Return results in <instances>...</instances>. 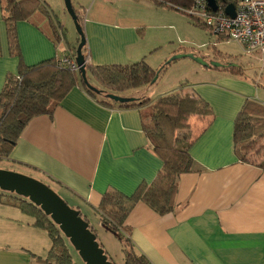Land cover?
<instances>
[{"label":"crops","instance_id":"1","mask_svg":"<svg viewBox=\"0 0 264 264\" xmlns=\"http://www.w3.org/2000/svg\"><path fill=\"white\" fill-rule=\"evenodd\" d=\"M4 1L0 0V93L8 76L18 77L21 67L20 57L10 55ZM78 17L90 67L145 61L157 71L167 65L165 57L157 61L152 56L157 55L158 45L100 15ZM41 27L35 19L17 23L25 66L75 52L77 43L55 44ZM176 53L180 52L170 56ZM215 69L219 70L215 75L180 83L181 88L174 85L156 93L159 77L152 85L119 95L149 99L150 105L163 97L188 95L204 101L212 111L190 119L187 140L177 145L188 147L193 164L178 179L174 211L160 215L140 201L127 216V237L134 251L152 264H264V168L240 160L234 139L246 105L250 104L248 118H264V94L256 92L247 75H232L221 66ZM144 108L121 106L105 95L93 98L82 86L76 87L52 115L31 120L2 161L52 183L71 207L93 220L99 234L107 235L110 232L98 212L104 196H131L141 185L151 184L163 168L148 137L150 122L142 118ZM34 223L35 218L11 201L0 202V264H37L38 257H48L50 236ZM114 239L120 249L109 256L114 264H125L124 247Z\"/></svg>","mask_w":264,"mask_h":264},{"label":"trees","instance_id":"2","mask_svg":"<svg viewBox=\"0 0 264 264\" xmlns=\"http://www.w3.org/2000/svg\"><path fill=\"white\" fill-rule=\"evenodd\" d=\"M168 1L185 8L190 7L193 3V0ZM218 1L225 2V0ZM156 5L163 7L161 3H156ZM4 10L7 13L4 15V20L7 26L10 55L18 56L21 59L18 77H21L22 81L20 82L18 77L8 76L5 88L0 93V158L8 156L32 119L44 114L52 115L56 106L74 88L82 86L93 98L107 94L119 96L121 93L156 83L163 69L156 71L145 61L129 65L87 66L88 83L99 91L95 93L83 81L81 72L75 73L68 69L58 68L56 59L34 67L24 65L17 23L33 20L36 12L44 11L39 0H6V9ZM80 21L81 19H79ZM48 23V28L45 26L41 28L47 35L49 34L48 36L53 42L59 44L62 38L66 41L65 29H58L51 22ZM168 64L169 62H167ZM224 69L232 75H244L242 69L235 65H229ZM249 105H246V109ZM121 106H147L142 110V118L144 121L147 119L150 122L146 130L155 154L163 161V168L151 184L141 185L131 196L105 195L98 212L104 227L114 234L123 245L125 264H152L145 256L134 251L132 243L127 237L130 234V229L125 226L127 216L131 206L140 201L160 215L174 211L178 179L180 175L191 171L193 164L188 147L182 149L177 147L180 139L176 137L175 133L189 129V121L193 117L208 116L212 111L207 103L188 95L163 97L153 105H150L149 99H145L144 101L135 100L132 103L121 104ZM246 109L238 117L234 138L236 153L244 162H247L245 161L246 157L256 152L258 145L264 141V118L250 119L246 116ZM259 152L256 153L259 154ZM258 165L264 168L263 162ZM5 201H11L24 214L35 218L34 226L49 234L52 241L49 255L46 259L38 257L37 261L42 260L48 264H75L69 251L72 246L69 240L39 207L32 204L29 199L15 193L0 191V202L4 203ZM76 210L80 211L78 208ZM80 215L89 224V229L98 240V233L89 218L84 216L81 211ZM128 244L131 251L126 249ZM108 259L114 264L109 257Z\"/></svg>","mask_w":264,"mask_h":264},{"label":"rangeland","instance_id":"3","mask_svg":"<svg viewBox=\"0 0 264 264\" xmlns=\"http://www.w3.org/2000/svg\"><path fill=\"white\" fill-rule=\"evenodd\" d=\"M71 1L75 12L78 16L82 17L83 20L85 17L86 19H91L92 16L100 15L111 25L128 29V33L135 34L141 38V40L150 45H158L156 48L157 55H152L154 58H157V61L165 57L164 59H167L165 61L168 62V60L175 55H187L185 58L176 60L170 65L162 67L163 69L159 75L160 78L158 77V85L155 87L156 93L174 85H176L174 86V89L177 87L181 88L180 83L187 84L199 82V80L207 79L208 76H213V74H216L215 72L219 71L214 67L208 68L196 62L189 57L192 55L195 58L202 59L208 64H211L212 62L219 63L223 68H226L229 65H235L236 67L241 68L244 75H247L246 78L256 86V92L258 94L261 92L264 94V56L260 53L248 55L243 47L237 42L211 35L208 30H205L204 26L197 23V21L188 16L182 10L165 4H163V7L158 6L156 3L159 2H156V0ZM39 2L44 11L41 13L36 12L33 19L46 28L49 27L48 22H51L56 28L62 30L65 29L66 41L64 44L75 45L77 43V45H79L80 36L72 17L66 10L65 1L39 0ZM4 9H6L5 1ZM76 51L77 49L72 54H76ZM84 51L85 48L83 49V54L86 62V58L88 57L85 55ZM174 51H179L180 53L170 56ZM164 59L161 61H164ZM87 66L90 67L86 64V67ZM142 100L144 101L145 99ZM251 119H253V117ZM188 130L189 129L175 133L176 137L180 139L182 145L186 142V137L189 132ZM257 151H260L259 154L256 153ZM256 152L249 154L245 161L253 165H258L261 162L264 163V141L261 145H258ZM2 160L4 159L1 157L0 170H7L10 172L19 171L16 173L32 177L46 184L59 194V190H57L52 183L31 173L33 171L27 170L26 168L22 169L18 166H9ZM13 169H16V171ZM91 224L93 227L96 226L93 220H91ZM99 235L98 241L101 247L105 250L106 255L110 258V253H115L117 248L120 249V245L111 233L104 235L100 232ZM126 249L131 251L129 244L126 245ZM69 251L75 264H85L78 252L72 246ZM115 261L117 262L118 260ZM36 263L48 264L42 260H36Z\"/></svg>","mask_w":264,"mask_h":264},{"label":"water","instance_id":"4","mask_svg":"<svg viewBox=\"0 0 264 264\" xmlns=\"http://www.w3.org/2000/svg\"><path fill=\"white\" fill-rule=\"evenodd\" d=\"M64 1L66 10L72 17L80 36V44L76 51V61L80 67L82 79L90 90L97 93L99 91L92 87L87 80L86 62L83 54V49L87 45L85 31L79 22L72 1ZM208 5L213 11H217L218 5L216 0H208ZM226 13L230 17L235 18L234 5L231 4L227 6ZM185 57H187V55H178L172 60ZM189 57L206 67L221 66L219 63L215 62L208 64L202 59L195 58L192 55ZM106 97L121 104H128L135 101V99L124 98L114 94H107ZM0 191L15 193L18 196L29 199L32 204L39 207L42 212H44V214L59 227L61 233L69 240L70 244L78 252L85 264H112L109 261L105 250L100 246L96 235H94L89 229V224L80 215V211L72 208L58 193L46 184L26 175L7 170H0Z\"/></svg>","mask_w":264,"mask_h":264},{"label":"built area","instance_id":"5","mask_svg":"<svg viewBox=\"0 0 264 264\" xmlns=\"http://www.w3.org/2000/svg\"><path fill=\"white\" fill-rule=\"evenodd\" d=\"M156 2L182 10L207 28L211 35L237 42L248 55L260 53L264 56V0H225L221 3L216 0L217 11L209 7L208 0H193L188 8L174 5L168 0ZM231 4L235 7V18L226 13L227 6ZM64 42L62 38L61 43ZM76 55L57 57L58 68L80 73ZM88 63L86 58V64ZM18 80L21 82L22 78L18 77Z\"/></svg>","mask_w":264,"mask_h":264}]
</instances>
